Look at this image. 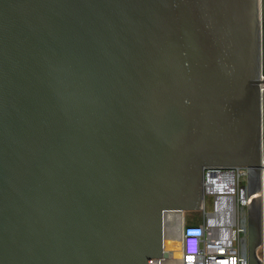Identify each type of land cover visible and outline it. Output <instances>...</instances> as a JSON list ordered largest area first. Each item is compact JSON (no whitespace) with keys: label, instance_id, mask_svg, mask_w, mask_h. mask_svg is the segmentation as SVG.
Here are the masks:
<instances>
[{"label":"water","instance_id":"1","mask_svg":"<svg viewBox=\"0 0 264 264\" xmlns=\"http://www.w3.org/2000/svg\"><path fill=\"white\" fill-rule=\"evenodd\" d=\"M262 64L264 0H0V264L182 256L234 166L263 264Z\"/></svg>","mask_w":264,"mask_h":264},{"label":"built area","instance_id":"2","mask_svg":"<svg viewBox=\"0 0 264 264\" xmlns=\"http://www.w3.org/2000/svg\"><path fill=\"white\" fill-rule=\"evenodd\" d=\"M263 93L262 83V102ZM262 166L264 172V142ZM247 180L248 169L243 166L207 167L204 208L197 212L199 221L182 222V256L151 258L149 264H248ZM258 256L264 264V243Z\"/></svg>","mask_w":264,"mask_h":264},{"label":"rangeland","instance_id":"3","mask_svg":"<svg viewBox=\"0 0 264 264\" xmlns=\"http://www.w3.org/2000/svg\"><path fill=\"white\" fill-rule=\"evenodd\" d=\"M209 203V200H208ZM198 213L197 212H184V215L182 217V222L192 223V222H198Z\"/></svg>","mask_w":264,"mask_h":264},{"label":"bare ground","instance_id":"4","mask_svg":"<svg viewBox=\"0 0 264 264\" xmlns=\"http://www.w3.org/2000/svg\"><path fill=\"white\" fill-rule=\"evenodd\" d=\"M183 215H184V212L182 211V217H183ZM182 226H183V223H182ZM173 258H180V256H175Z\"/></svg>","mask_w":264,"mask_h":264}]
</instances>
